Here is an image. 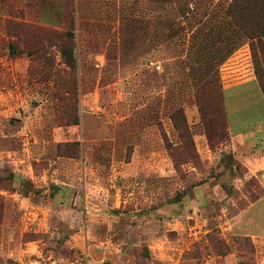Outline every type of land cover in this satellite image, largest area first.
Masks as SVG:
<instances>
[{"label": "rangeland", "instance_id": "rangeland-1", "mask_svg": "<svg viewBox=\"0 0 264 264\" xmlns=\"http://www.w3.org/2000/svg\"><path fill=\"white\" fill-rule=\"evenodd\" d=\"M232 2L0 0V264H264V144L230 130L264 36Z\"/></svg>", "mask_w": 264, "mask_h": 264}, {"label": "trees", "instance_id": "trees-1", "mask_svg": "<svg viewBox=\"0 0 264 264\" xmlns=\"http://www.w3.org/2000/svg\"><path fill=\"white\" fill-rule=\"evenodd\" d=\"M228 13L232 20L244 30L246 35L250 38L254 36H264V0H233ZM22 27H26L25 24H20ZM31 28L30 26H27ZM8 30L10 29V22L7 24ZM39 31L44 32V30ZM47 35H55L52 32H48ZM68 37L65 41L61 42V55L65 64L70 68H75L74 48L71 45L70 38L74 36L73 32L68 33ZM10 53H18L13 44L9 45ZM254 62L256 61L255 54L253 55Z\"/></svg>", "mask_w": 264, "mask_h": 264}, {"label": "crops", "instance_id": "crops-1", "mask_svg": "<svg viewBox=\"0 0 264 264\" xmlns=\"http://www.w3.org/2000/svg\"><path fill=\"white\" fill-rule=\"evenodd\" d=\"M264 109V108H263ZM262 110V109H260ZM254 111V113L249 114L248 112L243 113L238 112V114H233L230 119V130L233 135L234 143L236 145V152L239 150L241 155H247L251 153L257 146L258 138L261 140V144H264V112L261 113ZM239 111V110H238ZM248 113V114H247ZM250 123L252 125H250ZM252 126V127H251ZM250 156V155H249ZM252 158L255 164H260L258 167L264 165V146L259 150L258 154ZM250 161V160H249ZM25 260L13 261L17 264H25ZM8 262V261H6ZM12 261L8 264H14ZM6 264V263H5Z\"/></svg>", "mask_w": 264, "mask_h": 264}]
</instances>
